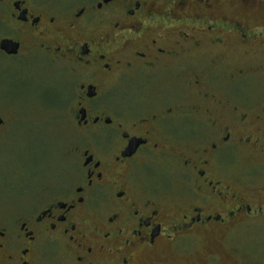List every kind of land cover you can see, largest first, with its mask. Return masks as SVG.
<instances>
[{"label":"flooded vegetation","instance_id":"flooded-vegetation-1","mask_svg":"<svg viewBox=\"0 0 264 264\" xmlns=\"http://www.w3.org/2000/svg\"><path fill=\"white\" fill-rule=\"evenodd\" d=\"M249 39L264 31L218 0H0V153L32 126L45 66L72 80L76 130L66 175H1L0 264H166L201 239L215 263V237L264 214L223 169L264 108L226 114L215 91V46Z\"/></svg>","mask_w":264,"mask_h":264},{"label":"rangeland","instance_id":"rangeland-1","mask_svg":"<svg viewBox=\"0 0 264 264\" xmlns=\"http://www.w3.org/2000/svg\"><path fill=\"white\" fill-rule=\"evenodd\" d=\"M218 11L241 18L256 32L264 31V0L248 7L239 0H218ZM215 56V91L227 101L225 113L233 105L246 110L263 109L264 43L250 39L243 44L228 41L215 46ZM49 69L50 66L44 68L43 88L37 96L28 98L36 103L33 109L27 110L29 116L24 117L34 120L32 126L18 140L8 141L6 151L0 153V181L2 174L15 171L20 172L21 176L18 174L17 178L22 177L23 183H29L33 171L45 175L57 169L60 175L67 174L68 168L61 159L76 138L69 111L74 89L70 78ZM239 70H245V75H237ZM232 74L236 75L234 80H230ZM28 95H32L30 90ZM3 111L6 118H12L9 111ZM52 126L57 129L53 130ZM251 143L230 149L224 156L223 169L252 197L254 207V203H264V126L259 142ZM2 185L0 182V196L8 193ZM244 221L234 235L215 237V263L206 260L204 243L207 240L201 239L189 254L169 255L166 264H264V214Z\"/></svg>","mask_w":264,"mask_h":264}]
</instances>
